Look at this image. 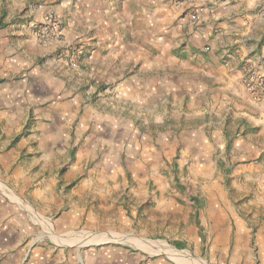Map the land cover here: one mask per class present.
I'll use <instances>...</instances> for the list:
<instances>
[{"label": "rangeland", "instance_id": "rangeland-1", "mask_svg": "<svg viewBox=\"0 0 264 264\" xmlns=\"http://www.w3.org/2000/svg\"><path fill=\"white\" fill-rule=\"evenodd\" d=\"M41 4L0 0V209L35 224L0 264H264V98L245 88L249 68L264 73V0L227 16L261 25L242 72L220 67L236 44L192 50L185 38L157 57L137 43L139 26L125 30L132 72L166 63V100L146 124L110 106L111 84L69 82L66 63L88 67L80 49L41 55L64 27L53 13L30 25L28 7Z\"/></svg>", "mask_w": 264, "mask_h": 264}, {"label": "crops", "instance_id": "crops-1", "mask_svg": "<svg viewBox=\"0 0 264 264\" xmlns=\"http://www.w3.org/2000/svg\"><path fill=\"white\" fill-rule=\"evenodd\" d=\"M259 2L260 0H42L37 9L32 11L29 6L27 11L30 25L52 13L63 21L62 42L53 41L44 45L40 48L42 56L59 53L62 47L68 50L67 58L76 48L82 51L80 65L86 63L88 67H84L85 72L79 68L72 70L66 63L67 69L64 72L70 78L69 82L79 87L87 82L86 78H92L94 85L111 84L110 106L116 110H125L133 121L139 120L146 124L152 122L148 109L155 108L158 103L164 104L166 100L164 79L157 72L164 70L166 63L163 57L157 59L156 63L144 59L137 65L136 72H132L130 60L133 55L126 48L128 38L124 37L125 30L133 31L134 27L137 29L139 26L140 29L134 31L137 43L141 49L145 48L150 55L157 57L163 55L164 51H174V45L182 44V39L185 38L186 45L192 50L203 41L208 42L212 50L236 44L238 55L230 58L231 65H215H219L222 70L231 67L232 71L239 69L242 72L248 63L255 61L250 58L253 49L248 48V45H251L253 31L260 30L261 25L255 22L254 26V19L248 14L245 22L233 17L235 23L230 26L227 25V16L236 8L251 13L257 9ZM193 18L197 20L195 24L190 21ZM212 32L215 35H211ZM88 55L91 59H86ZM173 62H167V65H172ZM154 68L156 74L152 79L142 80L132 75L147 76ZM247 100L251 105L257 102ZM260 103H264V100ZM98 137L97 135L95 138ZM0 214V252L7 253L8 249L11 250L13 236L23 235V230L29 232L35 224L29 216L23 215L19 209L16 211L13 206L2 207ZM30 258L28 264H38L37 255ZM16 263L21 264L22 259L16 260L12 256L6 261V264Z\"/></svg>", "mask_w": 264, "mask_h": 264}, {"label": "built area", "instance_id": "built-area-1", "mask_svg": "<svg viewBox=\"0 0 264 264\" xmlns=\"http://www.w3.org/2000/svg\"><path fill=\"white\" fill-rule=\"evenodd\" d=\"M47 18L48 17H46V19ZM48 27V25L45 26V31L42 34V39L45 36ZM245 88L248 93L264 98V73H260L254 68H249L245 74Z\"/></svg>", "mask_w": 264, "mask_h": 264}, {"label": "bare ground", "instance_id": "bare-ground-1", "mask_svg": "<svg viewBox=\"0 0 264 264\" xmlns=\"http://www.w3.org/2000/svg\"><path fill=\"white\" fill-rule=\"evenodd\" d=\"M77 242H78V241H77ZM169 253H170L172 256H176L177 254H179V253H177V252H175V251H172V250H171V252H169ZM171 255H170V256H171ZM177 258H178V257H177Z\"/></svg>", "mask_w": 264, "mask_h": 264}, {"label": "trees", "instance_id": "trees-1", "mask_svg": "<svg viewBox=\"0 0 264 264\" xmlns=\"http://www.w3.org/2000/svg\"><path fill=\"white\" fill-rule=\"evenodd\" d=\"M175 246H176V247H178V248L180 247V245H179V244H175Z\"/></svg>", "mask_w": 264, "mask_h": 264}]
</instances>
